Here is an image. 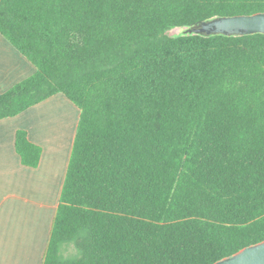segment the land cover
<instances>
[{
  "label": "trees",
  "instance_id": "16d2710c",
  "mask_svg": "<svg viewBox=\"0 0 264 264\" xmlns=\"http://www.w3.org/2000/svg\"><path fill=\"white\" fill-rule=\"evenodd\" d=\"M264 0H0L35 68L0 120L62 94L76 133L43 264H214L264 241V34L169 36ZM23 166L42 154L18 130Z\"/></svg>",
  "mask_w": 264,
  "mask_h": 264
},
{
  "label": "crops",
  "instance_id": "0c3cea01",
  "mask_svg": "<svg viewBox=\"0 0 264 264\" xmlns=\"http://www.w3.org/2000/svg\"><path fill=\"white\" fill-rule=\"evenodd\" d=\"M34 66L0 35V93ZM79 110L62 94L0 120V264H43L76 133ZM18 130L42 150L36 168L21 164Z\"/></svg>",
  "mask_w": 264,
  "mask_h": 264
},
{
  "label": "water",
  "instance_id": "95a60500",
  "mask_svg": "<svg viewBox=\"0 0 264 264\" xmlns=\"http://www.w3.org/2000/svg\"><path fill=\"white\" fill-rule=\"evenodd\" d=\"M184 32L205 37L264 34V13L214 18L188 28ZM214 264H264V241L243 248L231 257L224 258Z\"/></svg>",
  "mask_w": 264,
  "mask_h": 264
},
{
  "label": "rangeland",
  "instance_id": "374dc122",
  "mask_svg": "<svg viewBox=\"0 0 264 264\" xmlns=\"http://www.w3.org/2000/svg\"><path fill=\"white\" fill-rule=\"evenodd\" d=\"M186 29H177V28H175V29H172V30H170V31H168L167 32V34L169 35V36H176V35H179V34H181L183 31H185Z\"/></svg>",
  "mask_w": 264,
  "mask_h": 264
}]
</instances>
